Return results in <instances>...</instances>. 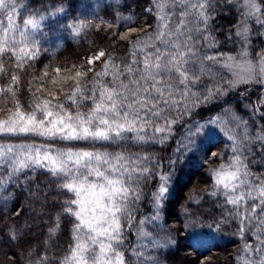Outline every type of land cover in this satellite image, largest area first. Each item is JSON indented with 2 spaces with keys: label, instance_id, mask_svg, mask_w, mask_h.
I'll use <instances>...</instances> for the list:
<instances>
[{
  "label": "snow or ice",
  "instance_id": "obj_1",
  "mask_svg": "<svg viewBox=\"0 0 264 264\" xmlns=\"http://www.w3.org/2000/svg\"><path fill=\"white\" fill-rule=\"evenodd\" d=\"M149 5V15L158 12L142 39L132 36L136 27L112 31L121 16L115 6V22H104L107 34L130 41L131 48L125 45L120 65L108 57L111 69L107 63L99 71L75 69L74 87L65 97L75 111L56 99L62 88L33 90L36 76L26 82L32 93L26 111L17 89L41 52L29 28L37 29L45 16L29 14L21 22L20 9L27 4L0 0V78L7 80L0 93H11L14 102L0 120V137L22 140L0 143V243L19 248L16 264H169L165 254L179 246L181 231L208 228L221 234L234 223L244 253L243 258L237 253V264H264V48L256 54L251 47L253 35L264 37V0H149ZM233 10L229 27L216 28L217 18ZM62 12L61 5L48 15ZM85 26L104 31L90 22L66 27L78 36ZM229 45L239 46L235 55L220 51ZM105 55L100 51L87 64ZM218 65L242 71L228 76ZM109 72L111 79L102 80ZM48 75L46 66L39 78ZM256 86L261 91L253 102ZM78 99L91 100L86 112ZM32 138L43 142H23ZM129 141L140 151L130 152ZM157 144L171 151L158 155L152 151ZM200 153L213 182L205 191L216 197L219 218L194 215L193 205L198 210L203 198L194 201L189 194L168 223L172 182ZM253 165L262 169L256 179ZM37 170H44L39 181ZM181 219L182 227L174 230ZM53 236L57 241L64 236L66 243H50Z\"/></svg>",
  "mask_w": 264,
  "mask_h": 264
},
{
  "label": "trees",
  "instance_id": "obj_2",
  "mask_svg": "<svg viewBox=\"0 0 264 264\" xmlns=\"http://www.w3.org/2000/svg\"><path fill=\"white\" fill-rule=\"evenodd\" d=\"M27 4V9H20V20L27 18L29 14L33 15H44L45 19L41 22L40 26L31 30L29 28L30 40L37 42L41 49L40 55L34 60L30 61L33 63L35 69H29L31 75L25 77L22 81L20 88L17 89V96L21 100L22 107L24 110H30L28 105L30 103L31 92L27 90V80H30L32 76L38 77L32 81L33 90L36 85H41L43 88H52L53 90L61 89L58 92L56 99L61 100L71 111H75V106L71 104V101L66 100L65 97L71 94L72 88L74 87L75 81L71 79L74 76L75 69L79 68L83 70L85 67H91L95 71L103 69L104 64H109V69L112 65L109 63L108 57L111 56L115 64L120 65L127 57V48H131L130 41H120L118 37L114 40L109 36L108 29L105 21L115 22L113 13L115 6H119L121 13L118 26L114 27L112 31L119 30L123 32L126 27L132 26L137 28V32L132 33L133 37L144 36V33H150L152 28L155 26L153 17L154 9L151 15L146 11L150 5L149 0H23ZM64 7V12L57 13L55 17L48 15V12L58 6ZM165 12L167 9L164 10ZM236 18L235 11H230L229 15H222L217 18L216 28L223 27L227 29L229 27L228 22ZM93 25L101 24L104 31L96 28H89L85 26L80 34L74 35L72 29L67 28L68 24H72L75 27H79L81 23L87 25L88 23ZM151 26V27H150ZM143 29L141 31L140 29ZM216 35L223 39V32H216ZM263 39L253 35L252 38V49L253 52L258 54L263 48ZM238 45H229L221 48L220 51L228 53L229 55H235L238 50ZM231 49V51H230ZM100 51H104L106 55L97 59L91 66L87 64V61L91 57H96ZM257 56V55H256ZM255 56V57H256ZM223 59V57H221ZM48 67L49 75L40 79L43 76V70ZM59 66L62 71L56 74L51 71L52 68ZM221 67L222 65H218ZM223 71V70H222ZM91 73H89V76ZM57 77V83L53 84V77ZM81 82L87 86L89 82L85 78H80ZM102 80H110L111 73L106 77L101 78ZM7 84L6 78H0V87H5ZM15 87V86H13ZM99 83L97 84V88ZM259 88H254L252 93L253 102H256L257 96L260 94ZM37 95H40L37 93ZM98 95V93H97ZM45 98L51 99V97ZM55 102V101H54ZM82 111H87L91 106V100H79ZM14 110V102L12 94L5 95L0 93V120L6 119L10 112ZM206 114V113H205ZM150 131V130H149ZM217 136L223 142L224 137L217 132ZM20 143V138H11L4 140L0 137V143ZM23 142H34L42 143L41 138H32L31 140ZM223 145H221V148ZM120 151V149H114ZM219 151V149L210 148L209 151ZM129 151L132 153L139 152L140 150L129 141ZM153 152L158 155L166 156L171 148L162 149L160 145H155L152 149ZM142 154V153H141ZM201 155L193 154L189 161H186L177 172V178L172 182L169 190V200L166 210V217L168 223H172L173 219L178 215L176 209L179 208L180 203H184L185 199L189 194H192L194 201H200L203 198V204L199 206L194 204L192 211L194 215L203 214L205 216L214 215L219 218L221 209L216 206V197H209L205 189L209 183H213L209 180L206 171L207 165L201 163ZM227 160V157H225ZM252 178L256 179L262 169L259 166H252ZM44 170H37V180L42 179L40 175ZM8 192L13 191L12 187H8ZM221 201L223 197H220ZM226 207L231 208V205ZM247 224V221H245ZM183 220L177 221L174 224V230L182 227ZM236 230L235 223L232 227H225L221 234L216 233L214 230L208 228H202L196 231H189L187 233H179V246L173 249L169 253H166V258L169 264H174L176 261H180L181 264H197L198 258H201L200 264H237V253L243 258L244 253L242 251L243 241L240 239L238 234H234ZM127 231V229H125ZM130 240L135 238L129 234ZM251 242V237H247ZM35 239V238H33ZM50 243H66L64 236L60 237L57 241L56 237L53 236ZM191 249L193 253L185 256V252ZM127 255V254H126ZM165 257L162 256V259ZM20 260V250L7 241L0 243V264H16Z\"/></svg>",
  "mask_w": 264,
  "mask_h": 264
},
{
  "label": "rangeland",
  "instance_id": "obj_3",
  "mask_svg": "<svg viewBox=\"0 0 264 264\" xmlns=\"http://www.w3.org/2000/svg\"><path fill=\"white\" fill-rule=\"evenodd\" d=\"M157 12L158 10L154 9V14L157 15ZM261 31H264V29H260ZM263 39V42H264V37H260ZM264 48V46H263ZM91 58H94V57H91ZM97 59H94V62L96 61ZM258 60H259V56L257 55L255 58H254V64L256 66V70L259 71V63H258ZM222 70L225 72L226 75L230 76L232 74V71H242V69L240 68H235V69H232V70H229V69H226V68H223L222 67ZM255 88H259V86H256ZM260 89V88H259ZM131 235V234H130Z\"/></svg>",
  "mask_w": 264,
  "mask_h": 264
}]
</instances>
